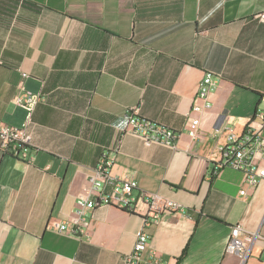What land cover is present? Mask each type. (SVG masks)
<instances>
[{
    "label": "crops",
    "instance_id": "0c3cea01",
    "mask_svg": "<svg viewBox=\"0 0 264 264\" xmlns=\"http://www.w3.org/2000/svg\"><path fill=\"white\" fill-rule=\"evenodd\" d=\"M263 12L264 0H0V119L22 125L19 85L40 95L31 163L0 149V264L121 263L143 205L93 208L82 238L55 229L80 222L76 200L103 154L112 176L184 207L147 227L151 264H238L224 251L237 224L259 234L243 264H264V180L251 188L231 167L213 175L210 135L251 123L264 136ZM206 72L218 87L191 140L184 126ZM131 107L181 131L176 146L134 135Z\"/></svg>",
    "mask_w": 264,
    "mask_h": 264
},
{
    "label": "built area",
    "instance_id": "2783aa9c",
    "mask_svg": "<svg viewBox=\"0 0 264 264\" xmlns=\"http://www.w3.org/2000/svg\"><path fill=\"white\" fill-rule=\"evenodd\" d=\"M258 16L264 20V12ZM26 77L25 73H22ZM218 81L210 72L204 73L197 87L195 97L191 103L186 122L185 132L191 140L202 137L201 114L211 105V95L216 91ZM40 100V95L32 93L19 85L14 97V104L25 110V118L21 126H13L0 119V149L10 156L25 164L33 159L30 126L33 122V111ZM261 118L264 115L259 113ZM125 119L129 130L143 142L159 143L168 147L176 146L181 131H177L163 124H159L138 116V107H131L126 111ZM210 135L219 139L216 145L212 174H217L224 167H231L243 172L244 182L253 188L264 180V136L259 128L251 123L237 132L231 125L223 124L211 129ZM221 138V140H220ZM112 159L103 154L93 172L88 175V185L85 188L87 197L76 200V214L80 219L77 224L61 221L55 227L59 232L68 233L78 238L86 235L83 221L87 213L99 205L115 206L127 212H134L136 206H144L142 212V226L135 234L132 250L121 257L120 264H151L157 258L151 253V258H146V251L150 235L147 227L154 225L165 212L182 213L184 207L181 203L165 198L156 193H149L138 189L137 181L132 177L117 178L111 175ZM111 185L110 191L105 186ZM241 195L246 190L240 191ZM259 237L257 232L243 230L237 224L231 227L225 246V253L236 256L238 264H243L248 256L253 241Z\"/></svg>",
    "mask_w": 264,
    "mask_h": 264
}]
</instances>
